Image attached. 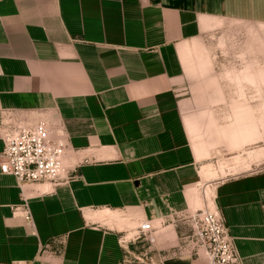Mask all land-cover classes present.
I'll use <instances>...</instances> for the list:
<instances>
[{
    "label": "crops",
    "instance_id": "obj_1",
    "mask_svg": "<svg viewBox=\"0 0 264 264\" xmlns=\"http://www.w3.org/2000/svg\"><path fill=\"white\" fill-rule=\"evenodd\" d=\"M261 25L264 0H0V111L62 124L70 168L22 186L0 173V264H209L175 252L207 167V121L182 112L207 96L204 50ZM214 204L242 264H264V172L218 181ZM103 210L128 224L86 216Z\"/></svg>",
    "mask_w": 264,
    "mask_h": 264
},
{
    "label": "rangeland",
    "instance_id": "obj_2",
    "mask_svg": "<svg viewBox=\"0 0 264 264\" xmlns=\"http://www.w3.org/2000/svg\"><path fill=\"white\" fill-rule=\"evenodd\" d=\"M246 28L251 33L227 30L223 46L204 50L207 79L196 88L207 96H190L183 108L185 121H207V164L201 167L212 175L195 184L201 195L214 193L220 180L264 172V27ZM196 131L203 138V130Z\"/></svg>",
    "mask_w": 264,
    "mask_h": 264
},
{
    "label": "built area",
    "instance_id": "obj_3",
    "mask_svg": "<svg viewBox=\"0 0 264 264\" xmlns=\"http://www.w3.org/2000/svg\"><path fill=\"white\" fill-rule=\"evenodd\" d=\"M0 137L3 142L0 173L12 176L18 185L57 183L70 179V168L65 164L69 143L62 124L33 121L30 113L3 110L0 111ZM23 215L32 224L27 206ZM186 220L190 230L180 235L176 255L204 256L209 264H242L236 240L230 235L218 210L206 208L195 211ZM135 230L133 242L155 243L154 227L150 222H142ZM146 256L144 252L142 258ZM149 263L154 264L153 261ZM141 264L145 262L141 261Z\"/></svg>",
    "mask_w": 264,
    "mask_h": 264
},
{
    "label": "bare ground",
    "instance_id": "obj_4",
    "mask_svg": "<svg viewBox=\"0 0 264 264\" xmlns=\"http://www.w3.org/2000/svg\"><path fill=\"white\" fill-rule=\"evenodd\" d=\"M261 27H264V26L261 25ZM65 164H66V161H65ZM207 174H208V176H211L212 175V171L211 170H207V167L203 168L202 171L200 172V175H201L200 177H206ZM191 194H192V198H193V201H194L196 207H200V208L202 207V209L198 208V210H195V211L205 210L206 208H209L211 211H217L216 208H213V206H214V201H213L214 200V193H212V191L206 190V192H204L203 195H201L200 192L198 191V189L194 188L191 191ZM205 200H208V203L204 204ZM86 216L89 219V221H92V220L93 221H97L98 220L99 222L100 221H102V222L104 221L106 223L107 222L108 223L109 222H115L118 225V229H122L123 225L125 223H127V220L123 219V217H121L119 213L112 212L110 210L96 211V213H93V214L87 213ZM130 222L133 223L134 221L133 222L130 221ZM113 225L114 224H111L110 226L113 227ZM129 226H130V228H134L136 225L133 223V224H129ZM127 228H129V227H127Z\"/></svg>",
    "mask_w": 264,
    "mask_h": 264
}]
</instances>
